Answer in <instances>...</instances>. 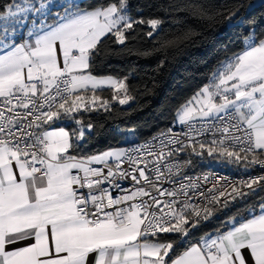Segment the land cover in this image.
<instances>
[{
	"label": "snow or ice",
	"instance_id": "6c2138e0",
	"mask_svg": "<svg viewBox=\"0 0 264 264\" xmlns=\"http://www.w3.org/2000/svg\"><path fill=\"white\" fill-rule=\"evenodd\" d=\"M254 8L160 5L235 30L238 50L179 106L183 131L88 154L82 114L110 109L97 90L131 99L127 76L94 74L105 44L125 45L141 26L153 37L165 20L134 17L129 0H0V264H264V175L205 188L196 181L207 176L184 171L205 155L264 168V15Z\"/></svg>",
	"mask_w": 264,
	"mask_h": 264
},
{
	"label": "trees",
	"instance_id": "16d2710c",
	"mask_svg": "<svg viewBox=\"0 0 264 264\" xmlns=\"http://www.w3.org/2000/svg\"><path fill=\"white\" fill-rule=\"evenodd\" d=\"M254 0H244L245 6ZM168 0H129L130 13L136 18H162L163 30L148 37V28H136L134 38L125 45L108 41L105 51L98 58L94 74L127 79L128 95L131 102L123 106L112 103L108 111L99 110L84 115L93 124L86 133L88 143L85 152H101L110 148L124 147L123 131L133 132L137 140H145L168 128L175 122L179 106L189 100L194 93L209 82L210 74L218 64L238 50V34L235 30L226 31L222 23L210 24L207 21L183 12L164 13L160 5ZM202 2V0H201ZM230 0H215L223 4ZM253 18L259 20L264 15V6L257 5L252 10ZM245 17L248 12L245 11ZM190 31L188 39L181 38ZM243 32V29H240ZM166 41L173 44L163 47ZM98 94L113 102L112 90L99 91ZM71 130L72 123L63 124ZM212 158H192L187 171L198 172L214 166ZM221 217L224 213L219 214ZM220 223L209 221L202 231H209Z\"/></svg>",
	"mask_w": 264,
	"mask_h": 264
},
{
	"label": "built area",
	"instance_id": "2783aa9c",
	"mask_svg": "<svg viewBox=\"0 0 264 264\" xmlns=\"http://www.w3.org/2000/svg\"><path fill=\"white\" fill-rule=\"evenodd\" d=\"M169 128H172L173 133H176L177 131H183V126L173 123L168 128L156 133L152 137L145 139V140H136V141L127 143L125 144L123 148H131L137 145H144L146 144V142H151L153 141V137L159 136L161 133L166 132ZM193 157L198 158L195 156ZM176 159L182 161L184 159V154L181 153L180 156L177 157ZM184 171L187 173L188 176L192 177L194 181H196L197 177L202 178L204 176H207L208 177L207 184H205L202 179L199 181H196L197 183H200L202 187H205V188L211 187V185L214 183H217L218 187L220 185L227 186V182H235L238 179L247 178L249 174L253 176L264 175V168H260V167L252 168L249 173H244L240 169L239 170L238 169L237 170H226V169L219 168V167H213V168H209V169L198 171V172L187 171V168H185ZM113 194L115 195V193Z\"/></svg>",
	"mask_w": 264,
	"mask_h": 264
},
{
	"label": "rangeland",
	"instance_id": "374dc122",
	"mask_svg": "<svg viewBox=\"0 0 264 264\" xmlns=\"http://www.w3.org/2000/svg\"><path fill=\"white\" fill-rule=\"evenodd\" d=\"M251 4H255V5L257 6V5L261 4V3H260V0H254L253 2H251ZM114 78H116V77H114ZM117 79H123V78H117ZM126 84H127V80H126ZM107 89L112 90L113 93H114V95H117L116 92H114V90L111 89V88H109V87H105V88H103V89H99V90H97V92H99V91H103V90H107ZM127 95H128V89H127ZM123 96H124V93L121 92V93L119 94V98H123ZM102 99H103V98H102ZM108 101H109V100H108ZM130 102H131V100L129 99L128 103H126V104H121V105L126 106V105H128ZM109 103H110V105H111L112 103H118V104H120V103H119V99H114L113 102H110V101H109ZM174 123H176V122H174ZM90 131H91V130H90ZM123 133H124V138H123V140H122V144H125V143L127 144V143H130V142H133V141H136V140H137V138H136V136H135V134H134L133 132L123 131ZM119 148H121V147H119Z\"/></svg>",
	"mask_w": 264,
	"mask_h": 264
},
{
	"label": "crops",
	"instance_id": "0c3cea01",
	"mask_svg": "<svg viewBox=\"0 0 264 264\" xmlns=\"http://www.w3.org/2000/svg\"><path fill=\"white\" fill-rule=\"evenodd\" d=\"M17 2H19V0H17ZM99 90V89H98ZM194 107H195V105H193ZM67 123H70V122H68V121H65V122H63V124H67ZM57 126H60V125H57ZM64 126V125H63ZM67 129V128H66ZM68 130V129H67ZM211 163H212V165L214 166V167H219V168H223V169H226V170H239V168L238 167H236V166H231V165H226V164H223V163H219V162H215V161H211Z\"/></svg>",
	"mask_w": 264,
	"mask_h": 264
}]
</instances>
